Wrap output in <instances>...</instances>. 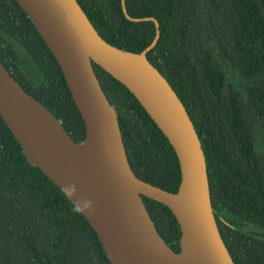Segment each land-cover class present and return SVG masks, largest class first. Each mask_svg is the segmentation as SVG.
<instances>
[{
	"label": "trees",
	"instance_id": "1",
	"mask_svg": "<svg viewBox=\"0 0 264 264\" xmlns=\"http://www.w3.org/2000/svg\"><path fill=\"white\" fill-rule=\"evenodd\" d=\"M109 43L142 49L152 20H130L120 0H77ZM153 16L159 35L146 51L191 118L203 151L210 204L235 264H264V0H124ZM0 61L15 80L84 135L60 67L16 0H0ZM93 63L117 112L128 162L142 179L174 191L176 155L134 95ZM165 243L179 227L162 202L141 194ZM0 264H110L97 236L58 186L29 162L0 117Z\"/></svg>",
	"mask_w": 264,
	"mask_h": 264
},
{
	"label": "water",
	"instance_id": "2",
	"mask_svg": "<svg viewBox=\"0 0 264 264\" xmlns=\"http://www.w3.org/2000/svg\"><path fill=\"white\" fill-rule=\"evenodd\" d=\"M57 61L82 118L74 140L61 121L29 94L0 61V117L30 163L55 183L93 228L110 264H235L210 204L206 164L186 108L148 60L154 33L139 51L106 41L77 0H16ZM119 80L172 146L179 168L174 191L137 176L124 148L117 112L100 86L93 63ZM141 194L164 203L178 227V249L157 232Z\"/></svg>",
	"mask_w": 264,
	"mask_h": 264
}]
</instances>
